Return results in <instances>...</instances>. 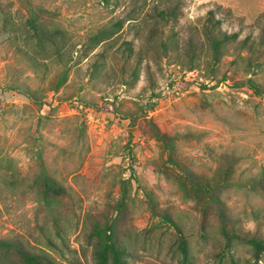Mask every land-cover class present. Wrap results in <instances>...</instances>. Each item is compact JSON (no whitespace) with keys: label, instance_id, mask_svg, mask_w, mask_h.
Here are the masks:
<instances>
[{"label":"rangeland","instance_id":"1","mask_svg":"<svg viewBox=\"0 0 264 264\" xmlns=\"http://www.w3.org/2000/svg\"><path fill=\"white\" fill-rule=\"evenodd\" d=\"M29 1L77 48L98 28L123 25L95 70L104 45L74 53L56 87L60 65L17 35L26 9L0 0V239L37 264H95V231L109 226L127 264H180L177 226L188 264H264L237 238L223 251L221 233L264 240V95L247 82L264 92V67L248 68L229 44L213 71L201 50L209 11L222 32L256 47L264 0ZM171 5L177 20L153 32L154 12ZM124 40L136 52L128 66L141 60L133 85L121 81L130 69L115 53ZM190 47L200 62L187 71Z\"/></svg>","mask_w":264,"mask_h":264},{"label":"trees","instance_id":"2","mask_svg":"<svg viewBox=\"0 0 264 264\" xmlns=\"http://www.w3.org/2000/svg\"><path fill=\"white\" fill-rule=\"evenodd\" d=\"M21 6L26 9V13L20 23L19 32L24 41L32 42L38 49L39 55H43L47 59H52L53 63L60 65V72L56 76V87L65 83L66 77L70 68V62L73 59L74 53H79L87 57L90 52L100 45H104L103 49L96 53L97 60L94 62L93 69L97 68L99 59L104 58V52L113 47L114 36L120 31L123 25L121 19H117L107 26L98 28L94 33L89 35L84 42H81L79 48L77 44H70L66 35L59 27L50 28L38 19L37 7H34L29 0H19ZM107 2V0H104ZM178 7L171 5L166 8L158 9L154 12L156 24L152 27L153 32H156L157 25H165L170 21L177 20ZM203 33L205 35L206 46H202L205 50L206 66L213 70V66L220 63L222 57L227 53L228 45H236V52H246L247 67L260 69L264 67V29L258 40L256 47L253 48L246 40L237 42V35L221 31V20L215 17L213 11H209L206 17V22L203 25ZM155 34V33H154ZM169 44L165 40H160L159 48L164 55L167 54ZM199 52V51H198ZM198 52L190 47L185 52L186 57V70L192 71L198 67L200 57ZM115 53L122 59L123 65L130 69L129 78L121 79L124 84L133 85L137 78V67L141 62L140 59L134 61L131 65L132 58L136 54L131 41H122L115 49ZM214 71V70H213ZM248 84L257 92L258 95H264V92L257 88L252 80H247ZM28 97L35 98V94L29 88H25L24 92ZM131 117V116H130ZM132 117L131 120H134ZM155 137L163 142L165 150L171 147L170 140L162 134L157 128L154 130ZM132 171V170H131ZM133 172V171H132ZM132 175V173H131ZM123 199L121 198V202ZM167 221H171L165 216ZM176 226V225H175ZM110 227L106 226L102 230H96L98 235L97 244L94 250L95 264H127L126 257L127 251L116 245L114 237L110 232ZM177 232V248L181 254L180 264H188V248L186 238L182 231L176 226ZM221 233L225 238L223 251H229L231 248V239L237 238L238 241L248 245L252 252L254 263H257L262 256H264V240L255 236H239L228 235L224 228H221ZM9 252L14 253L24 264H37L38 256L25 252V249L16 240L0 239V264H14Z\"/></svg>","mask_w":264,"mask_h":264}]
</instances>
